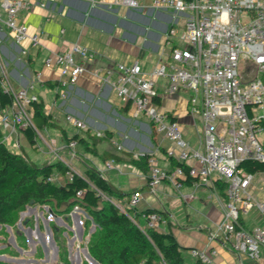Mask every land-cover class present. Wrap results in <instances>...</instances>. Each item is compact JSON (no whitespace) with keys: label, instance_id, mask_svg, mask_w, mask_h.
I'll return each instance as SVG.
<instances>
[{"label":"crops","instance_id":"obj_1","mask_svg":"<svg viewBox=\"0 0 264 264\" xmlns=\"http://www.w3.org/2000/svg\"><path fill=\"white\" fill-rule=\"evenodd\" d=\"M25 1L29 5L17 13V18L26 27V37L16 41L12 32L0 22V75L13 87L24 86L33 80L34 87L28 93L38 95V101L43 104V112L50 115L49 121L54 125L46 124L36 129L32 144L28 142L23 129L18 128L10 132L7 139L2 140L5 145L24 157L27 149L29 156L26 159L35 164L59 162L65 166V171L53 167L50 179L57 185L63 184L70 177V171L82 173L86 166H90L122 192L141 191L139 202L134 208L138 211L155 208L163 218V215L167 217L159 223L157 230H170L181 246L188 247L185 248L187 255L183 252V257L188 263L195 260L190 255L191 248L214 250L210 264L264 263V250L261 251L260 259L255 261L232 251L222 243L218 225L223 216L225 197L217 191L213 181L197 183L192 180L175 188L166 180H162L154 191H150L146 186L147 172L141 171L129 161L130 158H136L135 154H148L154 159L155 166L170 170L173 165L170 164L165 149L172 143L156 133L146 117H131L128 103L115 94L111 84L103 77L106 70H113L118 62L129 63L137 60L141 67L148 71L156 63L163 61L169 48L166 30L175 22L177 27H181L183 17L170 10L152 7L150 0H141V6L135 9L112 8L105 4L91 5L86 0ZM42 3L44 5H41ZM33 33L38 36L35 45L31 44L28 37ZM72 43L86 47L89 56L77 58L83 63L85 71L74 82L68 83L55 67H45L42 60L49 53L68 49ZM114 77L113 72L109 79ZM55 81L57 84H54ZM51 84L53 85L50 86ZM166 85V78L160 77L156 80L159 106L171 112L177 119L181 136L189 147L200 148V118L189 112L186 91L167 94ZM63 92L65 95H60ZM252 112L261 117L262 129L258 137L264 145V105L253 109ZM66 114L83 120L86 129L79 130L73 126L76 130L72 134L68 133L67 126L61 122ZM86 130L90 134L87 141L94 146V152L77 140L71 151L66 146L65 136L70 137L78 133L86 137ZM3 132L5 131L0 128V133ZM97 132L101 134L97 135ZM107 162L109 166H106ZM248 192L253 200L264 197V171L252 173ZM126 197L114 200L126 206ZM41 208L30 207L29 213L33 214V233L37 235V242H40L45 252V262L58 259V247L53 240L57 247L55 253L54 245L49 239V231L52 235L49 218L66 229L69 226L67 213L56 214L46 206ZM161 211L164 214H161ZM140 215L137 221L142 224ZM86 216L81 209L72 218L79 237L83 233L80 223ZM239 220L249 229L264 225V219L256 207H251L245 214H241ZM26 221L29 224V218H26ZM40 223L47 238L43 237L40 231ZM46 239L50 249L46 247ZM73 240L71 237V241ZM32 241L34 248L37 243ZM11 246L17 247L19 252L22 249L16 243ZM50 250L51 255L48 256ZM82 251L84 255L87 252L85 248H82ZM72 255L68 249L67 258ZM77 255L78 253L75 256Z\"/></svg>","mask_w":264,"mask_h":264},{"label":"built area","instance_id":"obj_2","mask_svg":"<svg viewBox=\"0 0 264 264\" xmlns=\"http://www.w3.org/2000/svg\"><path fill=\"white\" fill-rule=\"evenodd\" d=\"M86 1L112 8L141 6V0ZM150 4L183 17L181 27L175 22L166 30L169 48L165 59L148 71L137 60L118 62L113 70H106L103 77L115 94L128 103L131 117H146L154 131L172 143L165 154L186 166V171L178 165L162 170L154 165L152 157H148L146 186L154 191L166 180L178 188L182 184L180 180L187 175L197 183L222 181L225 202L218 225L222 243L258 261L264 250V225L249 229L239 218L251 207H256L264 219V197L252 199L248 192L252 173L238 165L245 158L264 162V145L258 137L262 129L261 117L252 112L264 105V0H150ZM28 5L25 0H0V22L12 32L16 41L27 36L17 13ZM28 37L31 44H37V34ZM88 56L86 47L72 43L66 50L44 56L42 64L55 67L60 76L72 83L85 71L77 58ZM239 60L243 61L241 69H238ZM113 72L115 77L110 80ZM160 77L167 80V94L186 91L189 112L200 118V148L189 147L181 136L177 119L159 106L156 80ZM0 86L11 96V103L0 111V128L5 131L1 139L5 140L10 132L32 126V102L39 99L36 93H28L34 87L33 80L13 87L0 75ZM60 95L64 96L65 92ZM65 120L79 130L86 129L85 122L72 114H66ZM76 143V139H71L66 146L73 151ZM76 194L81 195V191ZM140 197L141 191L133 190L126 197V206L135 207ZM80 210L77 204L73 205L68 217ZM140 216L142 224L134 222L141 229H158L159 223L165 221L156 211ZM189 252L198 264H210L214 250L191 248Z\"/></svg>","mask_w":264,"mask_h":264},{"label":"trees","instance_id":"obj_3","mask_svg":"<svg viewBox=\"0 0 264 264\" xmlns=\"http://www.w3.org/2000/svg\"><path fill=\"white\" fill-rule=\"evenodd\" d=\"M54 84H57V81ZM10 103L11 96L0 86V109ZM42 108L41 101L32 102V126L23 129L31 144L34 142L33 136L36 129L46 124L54 125L49 121L50 115L45 114ZM85 132L86 137L78 133L70 137L65 136L66 143L76 139L94 152V146L87 141L90 134L87 130ZM148 157V154H142L137 158H130L129 161L141 171L147 172ZM167 158L173 167L178 165L186 171L183 162L172 156ZM54 166L58 170H66V167L59 162L35 164L22 154L11 151L2 141L0 133V224L6 222L12 213L30 200L32 204L46 205L52 213L56 214H66L73 205L77 204L95 223L87 251L99 264H198L195 258L192 263L184 259L185 248L178 243L170 230L141 229L134 222L141 213L159 212V210L148 208L138 211L134 207H118L119 203L114 199L128 196L132 191L122 192L116 189L94 167L90 166H86L82 173L70 171V177L63 184L57 185L49 178ZM238 166L251 173L264 171V162L252 158L243 159ZM192 180H194L193 177L187 175L180 181L188 183ZM213 184L225 197L224 183L213 180ZM77 191H81V195H77ZM161 214L164 213L161 211ZM66 218L68 221L69 217L66 216ZM83 222L87 220L82 219V226ZM58 228L60 227L54 226V231L57 232ZM52 236H54L53 230ZM59 258H64V253L61 251H58ZM0 264L11 263L0 261Z\"/></svg>","mask_w":264,"mask_h":264},{"label":"rangeland","instance_id":"obj_4","mask_svg":"<svg viewBox=\"0 0 264 264\" xmlns=\"http://www.w3.org/2000/svg\"><path fill=\"white\" fill-rule=\"evenodd\" d=\"M242 62L243 61L239 60L238 69H241L243 67ZM61 122L62 124L67 126L68 133L72 134L74 130H76L73 126L68 124L65 119H61ZM25 150V158H28L29 151L27 149ZM34 206L41 208L43 206L45 207L46 205L25 203L14 213H12L8 217L6 222L0 224V261H5L11 264H96L91 261L87 254L84 255V252L82 251V248H85V250L88 249L90 236L95 229V223L87 214V216L85 217L87 222H83L84 233H81L80 237L78 236L75 224L73 223V217H69L67 224L70 228L68 227L67 229L64 228V226H59V224L54 219L49 218V226L54 232V236H52V239L59 248L58 251L64 253V258L44 262L45 252L42 246H40V242H37V235H34L33 233V214L29 213V208ZM36 214L37 216L39 215L38 213ZM43 214L47 218L48 215L47 213H45V210H43ZM79 214L83 215L81 213ZM26 218H29V224L27 223ZM40 226V231L43 234V237L47 238L46 232L42 230V223H40ZM54 226L60 227L58 228L57 232L54 231ZM71 237L74 239L73 241H71ZM13 239L15 240V242L12 241ZM32 240L36 241L37 243L34 248L32 247L33 244H31ZM12 243H16V245L21 247V251L19 252L17 247H12ZM46 247H49L47 239ZM68 249L73 254L72 256H70V258H67ZM75 252L76 254L78 253L77 256H75ZM183 252L185 255H187L188 253L186 250H184ZM50 255L51 250L48 252V256Z\"/></svg>","mask_w":264,"mask_h":264},{"label":"water","instance_id":"obj_5","mask_svg":"<svg viewBox=\"0 0 264 264\" xmlns=\"http://www.w3.org/2000/svg\"><path fill=\"white\" fill-rule=\"evenodd\" d=\"M32 201L30 200L29 201V203H31ZM80 226V225H79ZM79 233H81V227H80V229H79ZM49 239H50V241H51V243L54 245V242H53V239H52V235H51V231H49ZM13 241V240H12ZM183 248H188V247H186V246H182ZM54 250H55V253H56V251H57V247L54 245ZM86 251V250H85ZM86 254L89 256V258L91 259V261L92 262H94V263H96V264H99L98 262H96L87 252H86Z\"/></svg>","mask_w":264,"mask_h":264}]
</instances>
